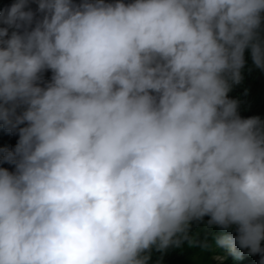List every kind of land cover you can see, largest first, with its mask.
I'll return each mask as SVG.
<instances>
[{
    "label": "clouds",
    "instance_id": "1",
    "mask_svg": "<svg viewBox=\"0 0 264 264\" xmlns=\"http://www.w3.org/2000/svg\"><path fill=\"white\" fill-rule=\"evenodd\" d=\"M31 2L0 8V124H26L0 264H147L205 216L226 258L264 254V120L228 98L246 49L264 69V0Z\"/></svg>",
    "mask_w": 264,
    "mask_h": 264
},
{
    "label": "trees",
    "instance_id": "2",
    "mask_svg": "<svg viewBox=\"0 0 264 264\" xmlns=\"http://www.w3.org/2000/svg\"><path fill=\"white\" fill-rule=\"evenodd\" d=\"M14 0H0V8L9 7ZM79 3L80 0H75ZM111 2V0H109ZM125 3L129 0H124ZM29 8L36 12L37 4L29 3ZM37 18L40 17L36 13ZM3 26V25H0ZM264 29V22H262ZM12 29H9L11 33ZM264 35V32H262ZM244 66L240 70L241 79L238 83L231 85V90L228 92V98L237 101L238 115L242 119L250 117H259L264 120V69L258 68L252 61L250 49H246L244 53ZM48 73L52 75L51 71ZM40 83V82H39ZM22 109H17L19 114ZM26 124L19 125L16 129H9L0 124V156L7 151H12L19 140V127H24ZM0 167L8 171H14V165L7 162H0ZM209 216L203 217L201 220H193L190 223L188 237L193 240L192 244L189 240H184L180 246H169L163 251L153 247L146 255L149 256L147 264H260L262 253L250 255L247 249H241L237 254L227 256L221 262L213 260L214 255H224L225 250L216 241L223 237L229 236L233 238L237 236V228L235 225L228 228H222L217 225H209ZM206 243L208 247H202ZM261 247L264 248V241L261 242Z\"/></svg>",
    "mask_w": 264,
    "mask_h": 264
},
{
    "label": "rangeland",
    "instance_id": "3",
    "mask_svg": "<svg viewBox=\"0 0 264 264\" xmlns=\"http://www.w3.org/2000/svg\"><path fill=\"white\" fill-rule=\"evenodd\" d=\"M225 258H226V256H222V255H214L213 256V260L215 261V262H221L222 260H225Z\"/></svg>",
    "mask_w": 264,
    "mask_h": 264
}]
</instances>
